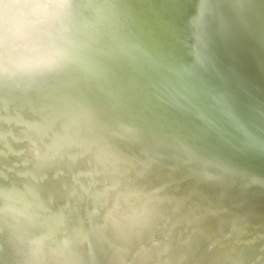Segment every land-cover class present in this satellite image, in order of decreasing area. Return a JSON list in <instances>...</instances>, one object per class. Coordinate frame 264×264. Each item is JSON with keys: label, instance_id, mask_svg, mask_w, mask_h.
I'll return each instance as SVG.
<instances>
[{"label": "bare ground", "instance_id": "1", "mask_svg": "<svg viewBox=\"0 0 264 264\" xmlns=\"http://www.w3.org/2000/svg\"><path fill=\"white\" fill-rule=\"evenodd\" d=\"M263 3L72 0L76 60L0 79V264L33 241L41 264H264V179L204 163L134 100L197 111L264 163Z\"/></svg>", "mask_w": 264, "mask_h": 264}, {"label": "clouds", "instance_id": "2", "mask_svg": "<svg viewBox=\"0 0 264 264\" xmlns=\"http://www.w3.org/2000/svg\"><path fill=\"white\" fill-rule=\"evenodd\" d=\"M72 0H0V79L16 80L61 70L76 60L67 21ZM68 255L51 254L52 264ZM48 256L39 241L27 250L28 264Z\"/></svg>", "mask_w": 264, "mask_h": 264}, {"label": "water", "instance_id": "3", "mask_svg": "<svg viewBox=\"0 0 264 264\" xmlns=\"http://www.w3.org/2000/svg\"><path fill=\"white\" fill-rule=\"evenodd\" d=\"M264 6V3H263ZM264 18V13H263ZM113 92H107L112 94ZM133 95V92H127ZM95 93H88L89 96L85 105L100 112L103 115L114 113L123 114L124 110L131 109L130 105L122 107L119 101L109 98L100 100L92 97ZM133 101V97L129 96ZM143 103L141 107L144 112L142 122L148 123V127L157 129L165 135L174 136L177 142L183 146L193 148L201 155L206 164H221L232 167L238 171L254 172L258 177L264 179V163L257 155L253 154L246 145L241 144L228 135L224 134L215 126L202 121L197 111L186 109L183 106L170 101L159 95H143L140 99H134ZM138 105L133 106L136 111ZM134 120H139L134 118ZM132 126V124H131ZM218 162V163H217Z\"/></svg>", "mask_w": 264, "mask_h": 264}]
</instances>
